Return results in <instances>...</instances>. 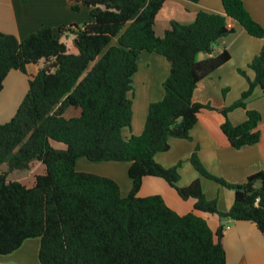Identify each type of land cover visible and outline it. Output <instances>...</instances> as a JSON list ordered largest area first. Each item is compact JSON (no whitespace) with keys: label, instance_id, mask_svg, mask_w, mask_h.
I'll return each instance as SVG.
<instances>
[{"label":"trees","instance_id":"trees-1","mask_svg":"<svg viewBox=\"0 0 264 264\" xmlns=\"http://www.w3.org/2000/svg\"><path fill=\"white\" fill-rule=\"evenodd\" d=\"M80 1L90 8L89 19L80 25L58 31L44 25L22 39L0 32V92L11 70L26 75L29 63L44 61L27 79L13 116L0 123V255L38 238L39 264H227L225 223L212 231L194 211L180 215L161 195L137 192L144 176H157L182 199L193 198L195 210L251 221L264 233V169L243 183H230L208 173L195 148L189 161L199 174L234 192L232 205L221 212L198 179L177 185L181 162L165 167L154 158L169 148V138L190 137L202 109H216L192 96L199 80L230 58L225 48L215 52L234 30L228 18L254 37L263 36V27L242 0H221L223 13L198 11L192 22L171 21L157 36L153 26L163 0ZM64 32L73 35L76 53L60 39ZM144 50L163 55L170 69L163 98L149 104L142 132L124 138L122 129L129 127L132 113L128 94ZM200 53L206 57L198 59ZM248 68L253 79L238 69L248 82L240 97L216 109L224 116L221 130L235 148L259 140L261 116L247 108V101L257 86L264 94V45ZM68 107L79 108V114L66 117ZM236 108L245 110V119L233 124L227 116ZM80 157L128 162L129 193L122 196L110 177L78 171ZM34 162L43 169L30 184L7 178Z\"/></svg>","mask_w":264,"mask_h":264},{"label":"crops","instance_id":"crops-1","mask_svg":"<svg viewBox=\"0 0 264 264\" xmlns=\"http://www.w3.org/2000/svg\"><path fill=\"white\" fill-rule=\"evenodd\" d=\"M251 17L264 29V0H242ZM76 5L77 10L72 6ZM90 8L80 0H0V32L14 34L18 39L24 38L41 26L47 25L58 31L59 27L70 24H82L89 19ZM198 11L223 13L221 0H163V5L156 14L154 31L161 36L171 21L190 23ZM228 25L233 32L221 38L215 46V52L227 49L230 58L216 70L205 76L197 83L192 99L200 103H209L216 109L226 107L237 100L247 88L248 82L237 70L245 69L250 79L254 78L253 70L248 68L251 60L260 52L264 45L262 37L249 35L234 19L228 18ZM69 35V36H68ZM61 34L60 39H69L72 43V34ZM65 42V41H64ZM69 52L76 53V49L67 45ZM206 55L200 53L197 58ZM44 65L41 59L38 63H29L28 78L33 77L37 70ZM168 60L156 52L141 51L137 57V69L133 74V89L128 94L131 99L132 113L129 127L122 129V136L139 135L144 127L148 106L151 102L163 98V81L169 73ZM19 71L11 70L4 80V87L19 80ZM13 81V83H12ZM3 87V90H4ZM1 93V92H0ZM22 99L19 100V103ZM18 103V104H19ZM74 108V115H78L79 108ZM247 108L259 112L261 119L258 124L260 133L256 143L233 147L221 130L224 116L216 109H202L197 121L189 131V138H169V148L155 153V160L165 167L181 162L178 167V186H186L198 179L202 191L207 199H215L217 208L221 212L227 211L233 203L234 192L212 179L206 178L193 167L189 161L191 153L196 148L199 161L204 169L230 183H243L247 177L264 169V94L260 87H255ZM228 119L238 124L245 119V110L236 108L228 113ZM5 122V121H4ZM55 146H57L55 144ZM61 147V146H57ZM81 158V157H80ZM76 160L75 168L78 171L95 173L112 178L119 186L120 194L126 196L131 188V180L127 174L128 162L100 161L89 163L87 159ZM41 166V163L38 162ZM43 169V167H42ZM159 194L165 203L175 212L182 215L194 211L203 217L212 231H215L223 222V246L226 252L227 264H264V233L257 226L247 220L222 219L217 214L195 210L194 199H182L176 190L164 179L157 176H144L137 192L144 197ZM32 238L26 239L19 248L11 253L0 255V264H39L38 253H27L28 246L35 245ZM28 242V243H27ZM33 242V243H29ZM27 244V245H26Z\"/></svg>","mask_w":264,"mask_h":264},{"label":"rangeland","instance_id":"rangeland-1","mask_svg":"<svg viewBox=\"0 0 264 264\" xmlns=\"http://www.w3.org/2000/svg\"><path fill=\"white\" fill-rule=\"evenodd\" d=\"M68 35V34H67ZM69 36V35H68ZM67 45L71 48L72 43L69 39H63ZM245 70V69H244ZM238 72V70H237ZM19 75V80L14 82L13 84L10 85V81L8 79V83L4 87V90L1 91L0 93V123L7 121L10 117L13 116V114L16 111L17 106L19 105V100L23 98L27 91V77L20 73L17 72ZM239 73V72H238ZM240 74V73H239ZM241 75V74H240ZM13 83V81H12ZM249 100V99H248ZM74 108H69V110L65 113L66 117L69 116H75L73 113ZM57 146L63 147V144L61 143H56ZM80 159H86L84 157H81ZM89 163H94L92 161L87 160ZM6 165L1 166V170L5 169ZM42 171V165L38 162H34L31 167L27 170H14L10 172L7 176L9 180H21L26 184H30L33 181L34 175L37 173H40ZM30 241H35L37 243L38 239L37 238H32ZM28 243V242H27ZM33 243V242H29ZM27 245V244H26ZM38 247H39V241L37 246L31 245L28 246L27 253H37L38 252Z\"/></svg>","mask_w":264,"mask_h":264},{"label":"built area","instance_id":"built-area-1","mask_svg":"<svg viewBox=\"0 0 264 264\" xmlns=\"http://www.w3.org/2000/svg\"><path fill=\"white\" fill-rule=\"evenodd\" d=\"M256 202L258 201V198H256V200H255Z\"/></svg>","mask_w":264,"mask_h":264},{"label":"water","instance_id":"water-1","mask_svg":"<svg viewBox=\"0 0 264 264\" xmlns=\"http://www.w3.org/2000/svg\"><path fill=\"white\" fill-rule=\"evenodd\" d=\"M222 219H224V217H222Z\"/></svg>","mask_w":264,"mask_h":264}]
</instances>
